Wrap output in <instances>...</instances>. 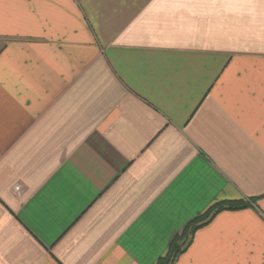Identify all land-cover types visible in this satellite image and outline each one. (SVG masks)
Listing matches in <instances>:
<instances>
[{"label":"crops","instance_id":"crops-1","mask_svg":"<svg viewBox=\"0 0 264 264\" xmlns=\"http://www.w3.org/2000/svg\"><path fill=\"white\" fill-rule=\"evenodd\" d=\"M244 198L173 264H264V0H0V264H156Z\"/></svg>","mask_w":264,"mask_h":264},{"label":"trees","instance_id":"trees-1","mask_svg":"<svg viewBox=\"0 0 264 264\" xmlns=\"http://www.w3.org/2000/svg\"><path fill=\"white\" fill-rule=\"evenodd\" d=\"M256 198L238 200H222L212 204L203 213L189 221L179 234L173 235L166 253L159 257L156 264H173L177 257L185 251L191 242L195 230L208 223L213 216L223 210H236L251 206Z\"/></svg>","mask_w":264,"mask_h":264},{"label":"built area","instance_id":"built-area-1","mask_svg":"<svg viewBox=\"0 0 264 264\" xmlns=\"http://www.w3.org/2000/svg\"><path fill=\"white\" fill-rule=\"evenodd\" d=\"M17 189V188H16Z\"/></svg>","mask_w":264,"mask_h":264}]
</instances>
